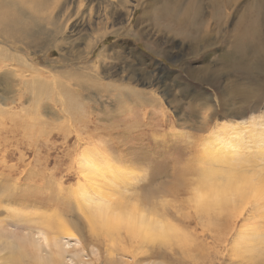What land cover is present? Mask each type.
<instances>
[{"label":"rangeland","instance_id":"rangeland-1","mask_svg":"<svg viewBox=\"0 0 264 264\" xmlns=\"http://www.w3.org/2000/svg\"><path fill=\"white\" fill-rule=\"evenodd\" d=\"M14 2L17 22L0 24L1 58L14 69L28 59L48 87L56 73L70 83L38 93L28 71L0 72V263L11 242L42 244V228L60 238L65 264H264V195L241 191L248 182L264 190V152L235 134L264 122V0ZM240 36L244 55L233 48ZM90 39L100 43L91 49ZM202 99L217 109L206 122ZM203 180L231 183L227 207H198ZM98 194L180 238L96 231Z\"/></svg>","mask_w":264,"mask_h":264},{"label":"bare ground","instance_id":"bare-ground-1","mask_svg":"<svg viewBox=\"0 0 264 264\" xmlns=\"http://www.w3.org/2000/svg\"><path fill=\"white\" fill-rule=\"evenodd\" d=\"M18 1H20V0H18ZM6 3L7 4H5V6H3V8L5 7L6 10L3 11V12L1 11V14H0L1 15L0 16L1 17L0 18V24H2L5 27H8V26H11V25L15 24L17 22V20H18L17 17L15 16V14L10 12V6L11 7L17 6L16 5L17 2L15 3L14 0H10V1L7 0ZM120 4H118V5H120ZM122 7H124V6H122ZM128 8H129V6H128ZM193 8H195V7H193ZM92 11H94V10H92ZM128 11H129V9H128ZM196 18L197 17H195V19ZM247 37L248 36H240V39L237 42L234 43L233 48L235 49L236 53H239L240 55H244L245 51L250 49L247 46L248 45V43L246 42ZM7 38H10V37H7ZM98 43H100L99 39L95 40V41L90 39L88 41L87 46H89V48H91V49H94V47H96L98 45ZM0 50L2 51V48ZM86 50H87V48H86ZM89 52H86V53H89ZM25 57H28V56L26 55ZM20 59H22V60H20L21 62H20V65L18 66V69H14L12 67V64H8L6 59H2L1 55H0V72H2L3 75H5L7 73H12V75H16L17 76L18 74H20L19 73L20 71H25V72L28 71L30 73L29 74V76L31 77L30 79L33 82V88H36V91H38V93H44L43 91H47V90L49 91V89H50L49 87L52 86L53 83L56 84V82H58V80H60L62 78L65 79V77H66L65 74H62V73H56V75L58 74V76L55 77V75H54L55 73H53V76L55 78L51 82H48V84H49V87H48L46 82H45V80L43 78H41V76H42L41 72L36 67H33L31 65V63H29L28 59H27L28 61L24 60L23 58H20ZM243 65H245V64L243 63ZM242 74H243V72H242ZM24 78H26V77H24ZM67 80H68V78H67ZM73 80H75V79H73ZM22 82L25 83V81H22ZM67 83H70L69 80H68ZM65 84L66 83L63 84V82H61L58 86L61 87L60 89H63ZM75 85H77V84H75ZM86 85L87 84L84 82L83 84H78L77 87H78V89H80V91H85ZM58 86H57V88H58ZM71 86L74 87L73 84ZM88 86H91V85H88ZM113 87H114V85L111 86V88H113ZM232 88H233V86H232ZM239 89L240 88H238V90ZM126 90L133 92L136 89L133 90V88L129 87ZM235 90H237V89H235ZM61 91H63V90H61ZM66 91H69V90L66 89ZM239 91H242V90H239ZM237 93H238V91H237ZM45 95H46V93H45ZM247 96L248 95H246L244 97L247 98ZM249 96H250V94H249ZM197 100H199V99L197 98ZM74 103H76V102H74ZM70 104H73V102L70 103ZM201 105H202L201 106V115L204 114V117L202 119L204 120V122H206L207 119L213 113L214 114L216 113L217 109L215 108V104L214 105L210 104L209 99H206V100L202 99ZM239 128L241 129V131L240 132L237 131V132H235V134H240L241 133L240 134L241 135V140L244 141V143H240L239 145H244L245 144L246 148L247 149H251V151H252V149L258 148L259 149V153L261 155L264 152V122H255V123H253L252 126L249 125L248 128H245L244 126L238 127V129ZM260 147H263L262 148L263 150H261ZM222 148L225 149L224 146H222ZM262 155H264V154H262ZM244 158L245 157L242 156V158H240V159H244ZM202 163H205V162L203 161ZM187 170H189V169H186V171ZM97 171H99V173H102L100 169H97ZM183 172H184V170L182 169V171H179L177 173V175L175 176V181H177L178 183H180L181 180H182V174L181 173H183ZM228 176H230V175H228ZM200 186L202 187L203 190H206V193L198 195L195 200H196V204L198 205V207L200 209L203 210V212L209 213L210 211H212V209L225 208V207L228 206V196H227V194L229 193L228 188L232 187L231 183L226 182V183L216 184V183H213L211 180H203V181H201ZM261 187L262 186H259V185L258 186H253L251 184V182H248L244 187H241V188H243L241 191L244 192V193H246L248 191L249 192H254L256 194H260L258 196L262 197L264 195V190H261ZM81 190H83V189H81ZM180 190H182V188L178 184H175L174 186H172L169 189V191H171L172 193H177ZM88 194H90V193H88ZM79 196H80V200L83 203H85V204H87L88 201L91 202L90 204H93L95 202V201L93 202L92 201L93 199L91 200V197H89L85 193H81V194H79ZM48 199L50 201V198H48ZM97 200H99V202L97 204H95L94 208L89 212L90 216H91V219H88V220H91V223L90 222H88V223L93 224L94 229H96V231H99L100 233L104 232V233H109V234L113 233L114 234V232L118 233L119 231H121V229H124L125 231L128 232V234L130 233L131 236H133V237H144L146 239L159 238V239H162L164 242H168L169 240H171L173 238H177V239L180 238L178 228L173 227L172 225L168 224V222H162L160 220H155L153 218H150L148 215H145L144 213H138L137 211H134L133 209L130 212H127V213L116 212V210L113 209L116 206L111 208V205L107 204V202H106L107 200L103 199L101 194L99 195V199H97ZM70 211H71L70 206H64V209L61 210V213L70 212ZM57 220H59V219H57ZM50 223H51V221H50ZM50 227H52V224H50ZM0 229L3 230V232H6L3 229V227L0 228ZM64 231H66V230H64ZM38 233H39L40 236H42V244L40 243V245L37 246L34 242L33 243H29V244H25V245H23L24 243H22V242H20L19 244H16L15 242H11L10 244H8L6 246V249H5V250L9 251L10 256L8 258H6L5 260H3L2 263H0V264H65V256H64L65 254L61 252V249L59 248L60 245L58 243L60 241V238H53V239L50 238L49 239L47 234L45 233V231L42 228L39 229ZM0 235H1V232H0ZM64 236H66L67 238H75L74 235L66 233V232H64ZM21 243H22V245H21ZM43 244H45V247L42 246ZM3 246H4V243H0V253L2 252V247ZM78 264H90V263H85L84 261H81V259H80L78 261Z\"/></svg>","mask_w":264,"mask_h":264}]
</instances>
